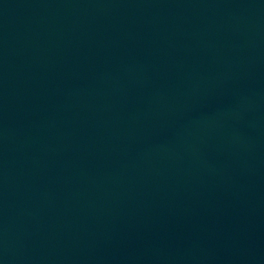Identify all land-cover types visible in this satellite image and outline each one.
I'll use <instances>...</instances> for the list:
<instances>
[{"label":"water","instance_id":"water-1","mask_svg":"<svg viewBox=\"0 0 264 264\" xmlns=\"http://www.w3.org/2000/svg\"><path fill=\"white\" fill-rule=\"evenodd\" d=\"M0 264H264V0H0Z\"/></svg>","mask_w":264,"mask_h":264}]
</instances>
